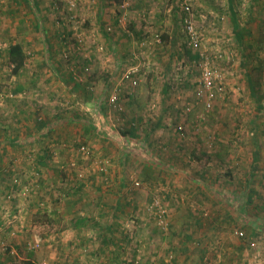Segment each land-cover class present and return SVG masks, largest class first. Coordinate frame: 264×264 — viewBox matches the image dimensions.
<instances>
[{
    "label": "rangeland",
    "instance_id": "374dc122",
    "mask_svg": "<svg viewBox=\"0 0 264 264\" xmlns=\"http://www.w3.org/2000/svg\"><path fill=\"white\" fill-rule=\"evenodd\" d=\"M30 1L0 0V119L15 122L13 104H26L37 123L59 115L90 127L17 142L1 122L0 264H264V45L237 38L231 0H190L202 50L187 41L182 0ZM233 2L264 36L261 2ZM27 20L43 56L36 81L31 70L13 78L6 56ZM154 33L163 43L143 47ZM205 50L231 55L211 111L195 95ZM133 65L136 87L122 78ZM36 148L51 149L53 166L37 168ZM64 214L86 216L78 233L56 231Z\"/></svg>",
    "mask_w": 264,
    "mask_h": 264
},
{
    "label": "crops",
    "instance_id": "0c3cea01",
    "mask_svg": "<svg viewBox=\"0 0 264 264\" xmlns=\"http://www.w3.org/2000/svg\"><path fill=\"white\" fill-rule=\"evenodd\" d=\"M24 1H26V3L30 5V2H31L30 0H24ZM231 1H230V9H231V11H232L231 6L233 7L234 10H236L235 9L236 5L233 2L234 0L232 2ZM258 1L261 2V5H258V8H260L261 10H264V0H258ZM35 2L37 3L38 0H35ZM29 7H31V6H29ZM202 11H203V9H202ZM27 14H29V12ZM239 18L240 17L238 16L237 17V22H238L239 27L241 29V31H240L241 32V39H243V41H248L250 43L256 41L257 44L260 46V49H262V44L264 45V36L261 35V28L262 27L260 25L259 26H257V25H253L252 26L251 25L250 22L252 21L253 16L248 17V19H245L244 21H240ZM34 24H32L31 22H29L27 20V24H26V26L24 25L25 27L22 30L25 35L24 36L23 35L19 36L17 39H13L12 40V42L21 43L23 45V47H24V50H25L26 54H28V52H32V56L28 57V55H27L26 61L24 63V66L20 69V71L18 73H14L12 71V69H10V71H12L11 72L12 77L13 78L16 77V78H18V80L28 78V77H26V74L28 75L29 70H31V73H32L29 78L33 79L34 81H36L37 77L41 76L42 75L41 73L44 72V68H42L40 70V68L38 66V63L40 65H42L41 62H43V56L41 55L42 59L39 60V58H40L39 56L40 55L33 54V51L30 50V48L35 49V44H34L35 43V38L33 37L34 36V32L31 31L33 29ZM233 27H234V25H233ZM48 28L50 30H48L49 35H48L47 38H49V40H50L49 36H53L54 37V35H56L57 32H56V30L53 29L54 28L53 25L52 26L50 25V27L48 26ZM236 35H238V34H236ZM5 40L6 39H4L3 41H5ZM250 43H248V44L250 45ZM6 52H8V48H7ZM250 55H252V54L249 53V55L246 54L245 56L248 57ZM6 56H7V58H9V53ZM28 61L29 62L31 61V63L29 65L27 63ZM2 64L3 63H0V67H1ZM54 71L55 72H53V74L51 73L52 76L50 75L52 78L50 77V79H45V81H48L50 83V85H52L50 87L51 92L55 89L53 85H54V83H55V81L57 79V76L60 75L58 70H54ZM63 74H62V76H63ZM66 76H67V80H68V77L69 76L71 77L72 75L71 74H67ZM41 78H42V76L39 79H41ZM22 87H26V86L25 85L24 86L23 85H19V87H16V88L18 89V88H22ZM58 87L59 86H56V88H58ZM25 90H27V89H24V91ZM13 105L15 107L12 106L11 111L18 110V119L14 118L15 122L12 120V118H9V117H6L7 119H4V118L0 119V125H2L1 122H3V123H5L4 126L8 127L7 131L3 133V138H4V140H7V141H10L12 138H15V137L21 139V140H17V142L18 141L19 142H22V141H25V142L26 141H34L35 140L34 136H37V135L41 136L39 134H42L43 132H49V131H51L54 134V132H53L54 130H56V133L58 132V134H59L58 137H56V138L68 139L69 136L72 137V138L75 137V136H73V127L72 126L78 125V127H80V128L81 127L82 128L84 127V129L86 128V123H87L86 119L77 117V118H73V120H74V122H73V120L71 118H68V117L61 120L59 115H52L53 116L52 119H48V117L45 115L44 120L43 121L40 120L37 123L36 122L37 120L35 121V119L37 118L36 117L37 116V112L35 110L34 114H33V112L30 109L31 106L26 105V104L21 105V107H18L16 104H13ZM34 105L37 107V101H36V103H34ZM30 115H32V117L29 119ZM33 115H34V117H33ZM32 119L34 120V122L37 123V125L33 124V120ZM72 123H75V124H72ZM62 124H65V126H63ZM18 125H22L24 128H22L20 131H18L17 130V126ZM70 125H72V126H70ZM0 133H1V131H0ZM19 134H20V136H19ZM22 134H24V136ZM41 138H43V137H41ZM252 152H253L254 158L257 159L259 157L258 156V149L252 148L251 153ZM12 153H13V151L8 152L7 155H11ZM35 153H36L35 164H36V166H37V168L39 170H44L45 168H48V166H51V165L53 166V163L50 162L51 158H49L52 155L51 149L46 150V149H41V148L38 149V148H36ZM64 154H65L64 152L61 153L59 151L58 155L61 156V157H63V156L68 157L69 156V152L66 153L65 155ZM0 162H1V160H0ZM2 162H3V159H2ZM42 184L44 185V183H42ZM82 202L85 203L86 199H84ZM81 218H85L86 219V216L84 215V217H78V216L73 217V216H66L64 214L63 216H60L59 219H56L52 225L56 226L55 229L57 231V230H62L61 227L64 226V225H62L63 223L66 226L65 228H69L70 226L68 224L71 223L72 226L70 227V229H72L73 232H75V231L77 232L78 229H76L77 227L74 225V222H77ZM67 220H69L70 222L67 221ZM263 250H264V248H263ZM262 262H264V260Z\"/></svg>",
    "mask_w": 264,
    "mask_h": 264
},
{
    "label": "built area",
    "instance_id": "2783aa9c",
    "mask_svg": "<svg viewBox=\"0 0 264 264\" xmlns=\"http://www.w3.org/2000/svg\"><path fill=\"white\" fill-rule=\"evenodd\" d=\"M181 10L184 11V16H180L183 21V26L188 43L195 49H201L202 38L201 33L192 16V6L190 0L181 1ZM163 43L161 34L154 33L147 36L141 45L149 47L152 43ZM202 50V49H201ZM231 55H223L219 51H201V56L197 64L199 77L196 82L195 95L196 103L201 104L206 111H211L217 102L226 97V74L222 71L221 62L228 63ZM139 67L137 65L130 66L123 74L122 78L128 82L131 87H136L139 84L140 78L137 75ZM119 94L113 92L109 98V103L117 106L119 102ZM241 234H243L241 232ZM46 264V263H44Z\"/></svg>",
    "mask_w": 264,
    "mask_h": 264
},
{
    "label": "trees",
    "instance_id": "16d2710c",
    "mask_svg": "<svg viewBox=\"0 0 264 264\" xmlns=\"http://www.w3.org/2000/svg\"><path fill=\"white\" fill-rule=\"evenodd\" d=\"M231 8H232V22L234 25V30H235L236 34H238L237 37L239 39H241V32H240L241 29H240L239 24L237 22V14H236V12L232 6H231ZM8 53H9V63L13 67V72L18 73L20 71V69L24 66V63H25L26 57H27V54L24 50L23 45L19 42L11 43L9 48H8ZM75 88H77V86ZM87 127H90V125L88 123H86V128ZM251 192L252 193L249 194V196H248L249 201H252V198H253L252 194L254 193V191H251Z\"/></svg>",
    "mask_w": 264,
    "mask_h": 264
}]
</instances>
